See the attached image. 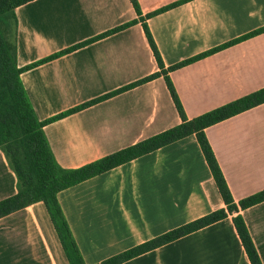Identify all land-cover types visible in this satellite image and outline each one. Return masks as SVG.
<instances>
[{"label":"crops","instance_id":"1","mask_svg":"<svg viewBox=\"0 0 264 264\" xmlns=\"http://www.w3.org/2000/svg\"><path fill=\"white\" fill-rule=\"evenodd\" d=\"M137 2L143 19L177 4L145 19L164 69L264 28V0ZM14 14L17 66L41 62L20 75L39 121L108 96L44 126L61 168H79L181 122L162 76L113 94L160 71L129 0H32ZM168 77L187 119L257 91L264 87V31ZM204 133L235 204L264 190V103ZM15 193V175L0 150V201ZM57 199L85 264L226 209L193 135ZM238 214L264 264V201ZM235 215L122 264H250ZM0 264H68L43 203L0 218Z\"/></svg>","mask_w":264,"mask_h":264},{"label":"trees","instance_id":"2","mask_svg":"<svg viewBox=\"0 0 264 264\" xmlns=\"http://www.w3.org/2000/svg\"><path fill=\"white\" fill-rule=\"evenodd\" d=\"M29 1L32 0H0V150L16 178V193L0 201V218L31 206L32 204L38 202L43 203L68 264H85L59 205L57 195L63 190L193 135L226 209L215 210L140 245L111 256L98 264H122L223 220L227 215L231 214H236L232 217V223L249 263L262 264L243 218L238 212L263 202L264 190L241 199L235 204L204 131L210 126L263 104L264 87L193 119H187L175 89L168 77V73L238 41L255 36L263 32L264 28L251 32L240 39L231 41L202 55L164 69L158 49L148 30L145 19L168 10L177 4L169 5L156 12L147 14L143 19L140 17L141 12L137 0H129L135 13L142 22L141 25L144 35L160 71L128 87H124L113 94L162 76L181 122L173 128L79 168L63 169L53 157L43 131L44 126L95 104L108 96L85 103L43 121H39L36 118L20 81V75L22 72L41 62L21 68L17 66L16 62V19L14 10ZM133 23L131 22L111 29L97 38L123 30ZM70 50L72 49L61 51L50 58L58 57Z\"/></svg>","mask_w":264,"mask_h":264}]
</instances>
